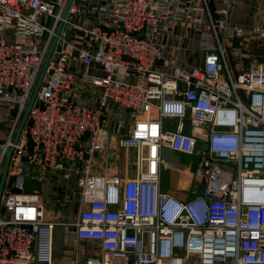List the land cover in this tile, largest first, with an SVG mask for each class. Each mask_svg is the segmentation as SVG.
I'll return each instance as SVG.
<instances>
[{
	"label": "built area",
	"instance_id": "obj_1",
	"mask_svg": "<svg viewBox=\"0 0 264 264\" xmlns=\"http://www.w3.org/2000/svg\"><path fill=\"white\" fill-rule=\"evenodd\" d=\"M211 1L202 0L203 66L165 62L171 72L162 68L164 46L156 38L163 11L152 0H115L105 8V27L78 24L72 5L12 156L0 207V264H35L42 234L50 261L53 224L44 220L39 190L25 187L31 168L64 182L77 176L81 209L66 225L101 243L103 255L91 264H264V62L233 72L229 6L214 12ZM66 2L0 0V34H14L13 42L0 38V107L14 110L4 149L13 143ZM255 35L264 40V27ZM95 67L103 74L88 72ZM189 114L194 126H209L201 138L185 131ZM166 118L179 120L175 130L165 129ZM110 122L118 145L137 152L134 177L111 167L97 171L94 156ZM166 148L199 156L195 177L203 195L186 201L162 189ZM4 159L1 153L0 176Z\"/></svg>",
	"mask_w": 264,
	"mask_h": 264
},
{
	"label": "crops",
	"instance_id": "obj_2",
	"mask_svg": "<svg viewBox=\"0 0 264 264\" xmlns=\"http://www.w3.org/2000/svg\"><path fill=\"white\" fill-rule=\"evenodd\" d=\"M115 0H75V6L79 13L72 14L75 22L82 26L109 25L110 18L105 15L107 8ZM155 7L166 14H178V19H165L159 22V30L156 33L157 40L164 46V61L162 68L169 72L171 68L164 65L173 61L186 70L201 67L205 60V51L202 48V29L206 30L207 13L203 11L202 0H152ZM229 6V31L226 38L228 63L234 73L242 68H249L256 60V35L258 26L264 27V0H212L211 8L215 12L224 6ZM201 11L203 12L202 14ZM188 13L187 16H185ZM235 28L242 30V35L235 34ZM72 34V32H71ZM7 42L14 41L11 29L0 34V38ZM79 39L82 36L79 35ZM79 43V42H77ZM77 66V62L72 63ZM88 72L103 74L100 68H89ZM134 82V79H130ZM157 111L153 110L152 116ZM14 110L0 107V144L6 139L7 127L11 125ZM178 119H164V127L175 130ZM185 131L201 138L204 132L209 130L208 125L201 127L191 123V115L185 118ZM111 122L105 125L107 138L102 148L95 154L97 171H104L111 167L116 174L124 178L134 177L136 174L135 159L137 152L134 149H124L118 145V136L111 132ZM166 159V165L162 169L161 185L168 192L180 200H190L201 186L195 177V169L199 163V156L186 154L166 148L162 150ZM37 175L36 179L32 175ZM25 187L27 191L39 190L41 203L44 208V220L53 224L50 236V261L43 257L44 235L42 234L36 243V250L40 257L35 264H91L97 262L103 255V248L99 241L80 238L74 228L66 225L77 219L80 206L75 193L77 176L72 175L68 182H64L57 174L31 168L24 172ZM197 188V190H196ZM202 190V188H201ZM86 207V206H85ZM97 264V263H93Z\"/></svg>",
	"mask_w": 264,
	"mask_h": 264
},
{
	"label": "water",
	"instance_id": "obj_3",
	"mask_svg": "<svg viewBox=\"0 0 264 264\" xmlns=\"http://www.w3.org/2000/svg\"><path fill=\"white\" fill-rule=\"evenodd\" d=\"M74 2H75V0H67V2H66L65 8H64L63 13H62V19L59 22V25H58L57 30H56V35L53 38L51 47H50L49 52H48L46 59L44 61L42 70L40 72L39 78H38L37 83H36L34 90L32 92V95H31V98H30L29 103L27 105V108H26V110L22 116V119L19 123V126H18L17 132L15 134V137L13 139L12 145L6 149L0 147V154L1 153L5 154L3 168H2V172H1V176H0V207H1L3 194L5 191L6 185H7L8 177H9L10 166H11L12 156H13L14 151H15V146L18 144V142L20 141V139L22 137L23 131H24L25 126H26L28 119H29L30 112H31L36 100H37V97H38V94L40 92L41 86L43 84L44 78L46 76L48 67H49L50 62L53 58L56 46L58 44L59 36H60L64 26H65V22L69 16L71 7L74 4ZM203 194H204L203 190L200 189L197 191V195H203Z\"/></svg>",
	"mask_w": 264,
	"mask_h": 264
},
{
	"label": "rangeland",
	"instance_id": "obj_4",
	"mask_svg": "<svg viewBox=\"0 0 264 264\" xmlns=\"http://www.w3.org/2000/svg\"><path fill=\"white\" fill-rule=\"evenodd\" d=\"M75 4V3H74ZM73 4V5H74ZM152 4H153V2H152ZM153 6H154V4H153ZM155 7V6H154ZM155 8H158V7H155ZM159 9V8H158ZM178 14L179 13H175V14H166L165 12H162V15H163V17H164V19H162V20H165V19H176V20H179L178 18ZM188 15V13L185 15V16H187ZM161 20V21H162ZM200 31H202V33H204L206 30L205 29H202V30H200ZM237 35V34H236ZM256 60H258V61H261V62H264V40L263 39H261V38H257L256 37ZM7 129H9V126L7 127ZM6 137H7V134H6ZM5 141V140H4ZM3 141V142H4ZM2 142V143H3ZM130 149H134V148H130ZM135 150V149H134ZM198 181H199V179H197Z\"/></svg>",
	"mask_w": 264,
	"mask_h": 264
}]
</instances>
